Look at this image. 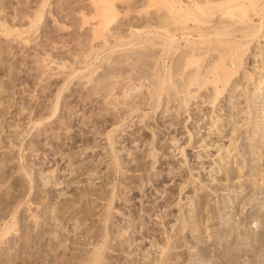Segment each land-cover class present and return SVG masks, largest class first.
<instances>
[{"label":"rangeland","instance_id":"obj_1","mask_svg":"<svg viewBox=\"0 0 264 264\" xmlns=\"http://www.w3.org/2000/svg\"><path fill=\"white\" fill-rule=\"evenodd\" d=\"M0 1L3 3L0 2V21L5 19L8 26L22 30L31 26L29 17L25 18L22 13L34 12L36 3L41 2ZM48 3L46 20L43 19L38 33L31 29L32 33L23 34L30 33L34 45L20 43L16 31L12 33V39L7 38L1 33L4 28H0V264H226L223 257L228 252L241 253L245 248L251 249L258 238L264 236V172L261 169L264 167V136L257 137L253 132V129L259 130V134L260 128L264 127L262 109L251 115H238L239 124L246 117L250 118L253 129L248 133L243 126L235 136L234 145L228 136L223 141L220 139L216 126L212 129L208 124L211 130L203 126L210 119L209 115L200 121H192V117L183 115L179 117L176 130L175 124L171 125V117L163 115L161 108L153 115L157 121L152 115L138 114L121 121L119 116H112V105L105 107L101 103L100 94H105L112 81L107 73L114 69L122 71L126 66L125 70L129 72L135 61L141 67L150 68L154 59L144 55L146 50H143L141 59L145 60L141 64L142 60H138L140 48L117 46L102 50L99 49L101 39H96L92 46L99 49L98 53L102 52L98 59L93 57L91 61L97 67L99 58L110 60L104 61L93 74L94 81L88 82L89 78L81 74L69 77L72 70L60 75L52 73V77L43 75L34 58L51 53L55 58L59 56L67 63H73L75 56L79 59L84 52L87 54L92 44L89 42L92 32L99 25L98 19L91 18L92 12L85 9V6L89 7V0H49ZM136 6L132 9L140 10V18L150 16L151 12L154 14L159 8H148L146 0H140ZM82 8L87 17L90 16L88 20H82ZM120 8V16L105 32H119V40L125 41L129 31L118 28L129 16L126 13L134 15L137 11L128 12L126 4ZM18 11L23 18L16 14ZM50 12L54 17L58 16L61 26L67 25L65 29L57 30L60 24H56ZM110 42L115 45L116 40L111 37ZM261 44L264 46V38ZM258 59L259 56L250 55L246 70L251 71L254 67L255 74L264 76V65L261 61L256 62ZM50 67L52 72L58 71L56 64ZM7 68L12 70L6 73ZM80 69L88 70L85 66ZM12 75L14 79L10 78ZM95 82L100 93L92 96L90 89ZM141 82L132 80L127 86L131 88L133 84L137 88ZM242 82L245 80L239 83L236 94L245 85ZM145 83L148 82L142 84L143 93L147 90ZM65 86L67 89L62 92L55 111L56 94ZM249 87L253 89V84ZM252 91L250 94L263 93V89ZM143 118L148 124L141 120ZM224 118L233 122L228 115H219L216 118L218 124ZM219 129L225 130L224 127ZM108 132L115 133V137L129 138L122 146L117 142L112 149ZM173 136L179 139L176 145L170 140ZM211 138L216 141L215 145ZM207 143L209 145L205 147ZM251 145L259 146L245 153L246 147L251 149ZM115 152L120 153L121 160L127 157L122 170L113 163ZM131 155L135 156V161ZM254 166L259 170H252ZM126 167L130 169L125 174ZM259 184L263 187L257 194L253 189ZM200 196L205 199L203 208L199 209L202 229L181 231L185 219L190 225L195 224L194 208H197ZM253 215L261 217L254 221L255 224H250ZM181 219H184L183 224ZM238 221L241 222L239 226ZM2 229H8L7 233H2ZM232 230L255 236L244 239L242 235L241 240L237 237L232 240L228 236ZM122 233H126L125 236ZM242 253L239 263L234 264H264V244L256 258L252 253L249 256ZM164 256H171L169 262Z\"/></svg>","mask_w":264,"mask_h":264},{"label":"bare ground","instance_id":"obj_2","mask_svg":"<svg viewBox=\"0 0 264 264\" xmlns=\"http://www.w3.org/2000/svg\"><path fill=\"white\" fill-rule=\"evenodd\" d=\"M28 1L26 0L27 3H28ZM40 1H41L40 3L37 2V3H39L38 5L36 3L37 6L35 5V7H37V9L34 12L29 10L30 13H28L27 11H25V13H22V15L23 14L25 15V18L29 17L28 18L29 23L31 24V26L29 28H27L25 30H22L19 28L18 29L12 28V27H10L12 25H10V26L7 25V23H8L7 20L1 19V21H3V22L0 21V28H2V27L4 28V29H2L1 33L4 34L5 37L12 39V37H11L12 33L14 31H16V32H18L16 35L18 36L17 38H18V40H20V43L23 42L25 46L32 45V43L34 45L33 41H35V40L29 35L30 33L27 34V36H24L23 34L31 32V29H32V31L34 30L33 33L36 34V33H38V30L41 27V25H43L41 23H43L42 21L46 17L45 16V9L49 4L48 3L49 0H40ZM139 1L140 0H89V3H90L89 7L85 6V9H87L88 12H92V14H90L91 18L92 19H98V21H99V25H97V27L94 28V31L92 32V39L89 42L92 43V41H95L96 39H101L100 43H102V44L99 43L100 44L99 49H102V50L115 48L117 46H125V47H127V49H134V50H136V48H137V50H138V48H140V56L138 57V60L139 59L142 60L141 58L143 57V54H142L143 50H146L144 55H147L149 58L151 57L152 59H154L152 61L153 62L152 67L150 66V68H145V67L139 66L137 64V63H139L138 61L137 62L135 61V64H133V63L131 64L129 58H127V60L129 61V65L130 64L133 65L129 72H126L125 69H127V67H128V66H126L122 71L119 69L118 70L114 69V71L111 70L110 73H107L108 75H111L110 77L112 78V81H111V85H109V88L106 90L105 94H100L102 96V99H101L102 105H104L105 107L106 106L109 107L110 105H112L111 107H113V108L111 110H114L112 113V116L113 115L115 117L119 116L117 118H121V121L122 120L124 121L129 115H135V114L142 115V116L146 115L147 117H150L148 115H152V117H153V115L157 114V111L159 110V108H161V111H163V115H169L171 117L170 118V120H172L171 125L175 124V126H174L175 130H176V126L178 124L179 117H182L183 115H187L188 118L192 117V121L193 120L200 121L202 119V117H204L205 115H207V116L209 115L208 118H210L209 119L210 121L208 120V121L204 122V125L203 124L202 125L204 127H206V129H210V130L212 127L214 128L216 126L215 129L219 130L220 139L223 141V139L228 136V137H230L229 142L232 141V143L234 145L235 144L234 140L236 139L235 136L238 134V132L241 130V128L243 126H246V130L248 133H250L251 129H253L252 122H251L250 118L246 117V120H245L246 122L244 121L242 124L240 123L241 124L240 125L238 122L239 121L238 115H251V114H254V112L255 113L257 111L259 112V109H262L261 111L264 112V84H263L264 76L262 74L259 75L260 73L255 74L254 73V67L252 68L251 71L249 69L246 70V62H247L250 55L253 56L254 58H258V56H259L260 59L256 60V62L261 61L262 64L264 65V46L261 44V39L264 38V0H146V2H148V4H149L148 8L150 7L152 9V8H155L154 6H157V4H160V5H158L156 7V10L158 7L159 8L156 12H154V14H153V12H151L152 14L150 13L151 14L150 16L147 17V15H146V17H142V18L139 17L138 12L140 10H133L132 9L134 6L139 4ZM0 2L2 3V1H0ZM68 3H67V5H68ZM76 3H74L75 6H76ZM122 4L127 5V7H128L127 9L130 10L128 12H132V10L137 11V12H134V13H137L134 15L131 13L130 14L126 13L129 16L126 17L127 19H126V21H124L123 24L121 23L122 26L119 25L121 27H119L118 29H120V30L127 29L129 31L128 32V40H125V41L119 40L120 39L119 32H111V30L109 31V33L105 32L106 28L108 26H111V24L114 23V20L118 16H120V12H121L120 10H122L120 8V6ZM62 5H64V4H62ZM80 5L81 4H79V6L78 5L77 6L80 7ZM65 6H66V4H65ZM75 6H73V7L75 8ZM24 7H25V4H24ZM30 7H31V5H30ZM49 7H50V5H49ZM71 7H72V5H71ZM82 7H84V6L82 5ZM22 8H23V6H22ZM28 8H29V5H28ZM67 8H68V6H67ZM69 8H70V6H69ZM136 8H137V6H136ZM136 8H134V9H136ZM20 9L21 8H19L18 10L20 11ZM77 9H79V8H77ZM85 9L82 8L81 10L82 11L84 10V11L83 12L81 11V13H80V15L83 17V19H82L83 21H84V19L88 20L90 17V16L87 17ZM24 10H27V9L24 8ZM24 10H23V12H24ZM69 10H67V11H69ZM146 10L148 11V9H146ZM16 11H17V9H16ZM19 11L16 14H19L20 12H22V11H20V12ZM46 11H48V10H46ZM74 12H76V9ZM74 12H72V13L74 14ZM54 13H57V12H54ZM50 14L52 15V12H50ZM69 14L71 15V13H69ZM69 14L67 16H69ZM22 15H20L21 18H23ZM54 16L55 15H52V17H54ZM57 17H54L56 19V24H57V22L59 23V21H60V20H58ZM59 17H60V15H59ZM55 19H54V21H55ZM45 20H46V18L44 19V22H45ZM86 20H85V22L87 23ZM119 22H117V23H119ZM64 24L62 26H61V24L60 25L57 24L59 26V27L58 26L57 27L60 28V29L57 28V30L65 29L64 27H66L67 25L65 26ZM140 25H142L143 27L140 28ZM14 26H16V25H14ZM106 31H108V30H106ZM111 37H113L116 40L115 45H112L113 43L110 42ZM92 45H93V43L90 45L91 47L88 48V52L90 51L89 53L87 52V54H85L86 52L83 51L84 52L83 57L77 59V57L75 56L73 58V63H71V64L62 60V58H60L59 56H57L55 58V56H52L53 54L51 55V53H48V54L44 53V54H46L45 57H41L38 55V57L34 58L35 59L34 61L37 63V65H36V67L38 66L37 69L41 70L43 75L47 74V76L52 77L53 76L52 73L60 75L65 71H68V70L71 71L72 70V72L71 73L69 72V74H68L69 77H71L73 74H74V76H76V74H81L82 76L89 78L88 82H90L92 80L94 81L95 79H93V74H95V72H97L98 68L101 67V65L104 61L107 62L110 59L108 57L99 58L100 60L98 62V66L96 67L95 66L96 64L94 63V61L92 62L91 60L93 57H96L95 60L98 59V56L101 54L102 51L100 50V52L98 53L99 49L95 50ZM95 46H96V44H95ZM62 47L64 48L65 46L62 45ZM85 51H87V50L85 49ZM258 53H259V55H258ZM144 60H142V62L140 61L141 64L144 63ZM0 62H1V60H0ZM0 64H2V63H0ZM51 64H56L58 71L52 72L53 68L50 67ZM11 65H15V64H11ZM145 65H147V63ZM15 66L12 68H15ZM84 66L88 69L87 71L80 69ZM0 68H1V66H0ZM10 68L6 69V71H7L6 73H8V71L12 70ZM78 68H79V70H78ZM249 71H250V73H249ZM4 72H5V70H4ZM14 72H13V74H15ZM238 75H239V77H238ZM254 75H256V77L258 75V77L256 78ZM10 78L14 79L13 75ZM132 80H134L135 82L136 81L141 82L142 80H144L141 82L142 84L145 81L148 82V84L145 83L147 85L146 92L144 91V93H143L144 86H142V84H140V86H138L137 88H136V85L133 86V84L131 85V88L129 85H128L129 86L128 87L127 84L130 83ZM241 80H245V83L242 82V84H245V85H243L242 88L238 91V94H236V91H237L236 89H237L239 83H241ZM256 80H258L257 83L255 82ZM247 82H249V83L247 84ZM251 83L253 84L254 91H260L263 89V93H260V94L259 93H257V94L252 93V94H250L251 92H253L252 91L253 89H251L249 87V85ZM234 85L236 88H234ZM132 87H134V88H132ZM66 89H67V86L59 88V90L56 94V98H57L58 102H57L56 108L54 109L55 111H57V109H58L61 94ZM90 91H91V94L89 93L90 95H92V94L97 95L98 93H100L99 88L96 86V82L92 86ZM105 97L106 98L108 97V98L106 99ZM253 103L255 104V106L252 105ZM257 103L258 104L260 103L258 105L259 106L258 108H256ZM167 104H168V106L169 105H171V106L168 108ZM165 105H166V108H165ZM222 111H224V112L222 113ZM106 112H107V110H106ZM165 113H167V114H165ZM219 115H228L229 118L231 117V119H233L232 120L233 122L231 123L230 119L228 120V119L224 118V119H222L221 124L220 123L218 124L219 121L216 118ZM144 118L141 120L144 121ZM151 118H146V119L150 120ZM152 119L154 120L155 118L153 117ZM94 121H96V120H94ZM154 121H157V120H154ZM230 123H231V125H230ZM147 124H148V122H147ZM208 124L211 128L208 126ZM149 126H150V124H149ZM250 126H251V128H250ZM207 127H209V128H207ZM220 127H224L225 130H221L222 128L219 129ZM123 129H125V128H123ZM210 130H209V132H210ZM120 131H122V130H120ZM258 131L255 132L253 129V132L258 135L257 137L264 136V127L260 128L259 134H258ZM124 133H125V131H124ZM120 134H122V133H120ZM210 136H212V135H210ZM107 137H108L109 144L112 146V149L115 148L114 145L117 144V142L120 143V145H121V144H124L123 142H126L129 138V137H124V135L121 138L115 137V133H109V132H108ZM190 139H191V137H190ZM170 140H171V142L175 143V145H176V142L179 139H177L175 136H173L170 138ZM21 141H23V140H21ZM134 141H135V138H134ZM136 141H137V139H136ZM210 141H213V138H211ZM215 144H216V141H213V145H215ZM208 145H209V143H207L205 147H207ZM251 146H252L251 149H248V147H246L245 153H249V151L250 152L254 151V149L256 150V147H258L259 145H257V146L251 145ZM218 148H219V146H218ZM84 150H86V149H84ZM116 151H117V149H116ZM101 153H103V152H101ZM154 153L152 152V154H154ZM118 154H120V153L115 152V155L112 154V160H113L114 165H116L119 169L122 170L124 167V164L126 163L124 159L127 160V157L126 158L124 157L123 160H121V158H120V156H118ZM130 154H131V152H130ZM109 155H110V153H109ZM147 156H149V155H147ZM134 157L135 156L131 155L130 158H132V160L134 159V161H135L136 159ZM139 163H140V161H139ZM244 165H245V163H244ZM81 168H82V166H81ZM112 168H114V167H112ZM126 168H127V170H126L125 174L128 173V171L130 169L129 167H126ZM256 169H258L257 166L252 167V170H256ZM261 169L263 170L262 172H264V167ZM54 172H55V170H54ZM97 172H98V170H97ZM95 173L96 172H94V174ZM185 173H187V172H185ZM52 175H53V173H52ZM180 175H181V173H180ZM236 175H237V177H240L239 173H237ZM91 176L92 175H90V177ZM263 178H264V176H263ZM57 179H59V178H57ZM228 179L229 180L231 179L230 176ZM54 181H55V179H54ZM255 181H257V180H255ZM251 182H252V180H251ZM69 184H70V181H69ZM57 185H58V183H57ZM254 186H255V184H254ZM259 186H260V184H259ZM258 187H255L253 189V190H255L256 193L258 192L259 189L261 190V188L263 186L262 187L260 186V188H258ZM254 195H255V193H254ZM201 196L197 200V203H196L197 208L196 207L194 208L196 210L195 211L196 213L194 215L195 218L193 216V218L195 219L194 220L195 224L190 225V223L188 222L189 220L187 221L185 219V221H184V219H183V221H184L183 222L181 219V223L182 222L184 223V225H182L183 230H181V231H185V229H187V230L191 229V231H195V230L199 231L202 229L200 227L202 216L200 215L201 210H199V209L203 208L205 199L203 200V198H202L203 196L202 197ZM197 211H200V212L198 213ZM230 212H232V211H230ZM237 213H236V215H238ZM255 213L257 214V212H255ZM256 214H254V215H256ZM254 215H253V217H254ZM256 216H258V215H256ZM260 217H254L253 220L249 221L248 223H250V224L254 223L255 224L256 220L258 221ZM236 224L239 226L241 224V222L238 221ZM258 225H260V224H258ZM246 226H247V224H246ZM239 229L240 228H238V230ZM7 231H8V229H6V230L2 229L1 230V232L5 233V234L7 233ZM123 231L125 232V230H123ZM207 232H208V230H207ZM233 232H230L228 234L229 238L232 237V240H233V238L235 239V237L240 238V240H241L242 235H243L244 239L245 238L250 239V237L254 235V234H251V236H250L249 233H246L244 235V233H243L244 231L239 232L236 230L237 233H235V232L233 233ZM123 234L124 233H122L121 235H123ZM125 234L123 236H125ZM225 234H226V232H225ZM173 235H175V234H173ZM260 236H262V234ZM169 238H170V236H169ZM132 241H134V240H132ZM238 241H237V243H238ZM248 241H251V240H248ZM130 242H131V240H130ZM244 243H242V244L244 245ZM263 244H264V236H262L261 238H258L257 243L255 245H253L251 247V249L247 250L245 248L242 250V252H244V254L246 256H249L252 253L251 255L256 258L257 254L261 251V247ZM233 248L234 247H232V249ZM238 248H239V246H238ZM164 249L165 248L163 247V250ZM167 249H168V247H167ZM242 252L241 253L231 252V251L228 252L223 257L224 263H226V264L239 263L238 261L243 256ZM202 253H204V252H202ZM164 257L166 258V262H169L168 260L170 259L171 256L169 258H168V256H164ZM161 260L164 262V259H161ZM247 260H249V259H247ZM242 263H243V261H242Z\"/></svg>","mask_w":264,"mask_h":264}]
</instances>
